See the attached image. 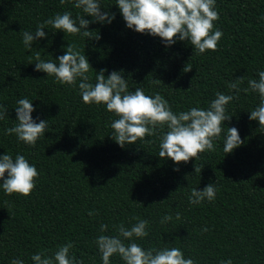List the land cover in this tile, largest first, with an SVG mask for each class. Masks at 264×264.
Here are the masks:
<instances>
[{"label":"trees","instance_id":"16d2710c","mask_svg":"<svg viewBox=\"0 0 264 264\" xmlns=\"http://www.w3.org/2000/svg\"><path fill=\"white\" fill-rule=\"evenodd\" d=\"M116 2L101 0L102 11L115 13L110 24L92 22L86 29L99 39L46 26V37L34 40L29 50L23 31L35 32L57 13L71 11L75 18L82 11L60 0H0V103L7 108L0 120V156L24 155L39 173L27 197L9 196L0 188V264L13 259L34 264L32 255L52 256L69 242L70 255L83 264H103L96 238L117 235L113 226L120 223L130 228L137 222L133 217L149 221V235L134 238L145 250L177 247L195 264L229 259L232 264H264V128L249 119L259 94L243 91L248 79H258L264 71V0H216L214 30L223 36L216 51L203 54L188 41L166 46L158 36L127 28ZM69 44L88 59L91 82L102 69L108 70L105 76L122 71L129 91L159 93L175 113L207 109L218 91L238 95L226 106L231 120L223 122L215 151L199 153L187 163L161 158L159 136L166 127L121 148L111 138L110 125L117 117L103 104H85L79 81L75 88L61 85L35 70L36 51L58 64ZM185 67L191 71L184 72ZM239 77L244 82L237 94L228 84ZM25 97L33 103L32 118L48 123L35 147L4 131L17 123L16 102ZM227 127L237 128L244 143L225 154ZM195 165L201 173L194 172ZM210 183L217 189L214 201L190 204L191 190ZM176 213L181 219H175ZM169 214L173 219L162 224ZM101 224L108 225L104 233ZM110 264L124 262L113 255Z\"/></svg>","mask_w":264,"mask_h":264},{"label":"clouds","instance_id":"9594fccd","mask_svg":"<svg viewBox=\"0 0 264 264\" xmlns=\"http://www.w3.org/2000/svg\"><path fill=\"white\" fill-rule=\"evenodd\" d=\"M60 3L61 5L73 3L74 8L81 10L83 15L78 14L74 18L71 11L57 13L54 17L38 24L35 32L23 31L22 42L27 49L32 50L31 45L34 40L46 37L43 31L46 26L62 30L69 35L82 34L89 39H99V35L93 36L94 31L86 30L88 25L92 22L110 24L115 18V13L101 10V0H60ZM116 5L127 28L138 33L158 36L166 46L175 44L177 39L188 41L196 53L203 54L206 50L216 51L218 42L223 36L221 30H214V22L219 19V14L215 10L216 0H117ZM85 15L91 16L93 20L84 19ZM31 59L30 57V63ZM57 59L58 64L55 60L45 61L41 59L40 52L36 51L35 70L53 76L61 85L75 88L79 81V94L85 104H103L109 113L117 117L110 125L113 130L111 138L121 148L125 144L142 141L146 136H156L158 129L166 127L167 131L159 136L158 155L161 158H170L176 164L187 163L192 158L197 159L199 153L215 151L214 141L224 132L223 122L231 120V116L226 114V106L233 99L238 98V95L234 97L218 91L215 93L216 98L210 102L207 109L192 107L187 111L175 113L168 101L159 93L154 96L147 95L142 88L129 91L128 82L122 71L114 70L105 76L108 70L102 69L96 73L95 82H91L89 73L93 69L75 44H69L65 54ZM183 71H191V68L185 67ZM243 82L244 77L236 78L235 82L228 84V88L238 94L239 85ZM247 84L248 87L243 89L245 93L259 94V104L250 111L249 119L258 121L260 128H264V71L258 72V79H248ZM16 104L17 123L5 129V134H14L18 141L35 147L37 140L45 135L48 123L45 120L37 123L32 118L31 114L35 109L28 98L19 99ZM6 112L7 108L0 103V120L6 118ZM243 143L238 129L227 127L223 144L224 153L233 152ZM174 170L179 171L178 168ZM201 170L194 166L195 173H201ZM38 177L36 167L30 164L24 155L17 154L15 158L10 154L0 156V180H2L0 188L5 194L29 196L36 187ZM216 192L215 185L211 183L203 190L193 188L188 197L189 203L214 201ZM88 214L92 216L93 212ZM133 219L137 222L130 228L125 227L123 223L114 225L117 235L101 234L96 238L95 244L101 253L103 264H110L113 255H118L124 264H195L192 258H185L182 250L177 247L145 250L135 242L134 238L143 239L149 235L146 230L149 221L139 217ZM172 219L170 214L165 215L161 223ZM175 219H181L180 213H176ZM107 229L108 225H100L101 233L106 232ZM202 231L206 232L208 229L204 228ZM72 248L73 243L69 242L59 246L52 256H48L46 252H38L32 255L31 259L34 264H83V260H77L74 255H70ZM11 264H24V261L13 259ZM221 264H232V261L231 259L221 261Z\"/></svg>","mask_w":264,"mask_h":264}]
</instances>
